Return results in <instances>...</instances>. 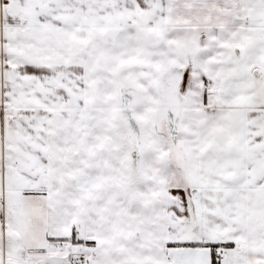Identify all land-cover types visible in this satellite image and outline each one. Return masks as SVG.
<instances>
[{"label":"snow or ice","instance_id":"snow-or-ice-1","mask_svg":"<svg viewBox=\"0 0 264 264\" xmlns=\"http://www.w3.org/2000/svg\"><path fill=\"white\" fill-rule=\"evenodd\" d=\"M0 264H264V0H0Z\"/></svg>","mask_w":264,"mask_h":264}]
</instances>
